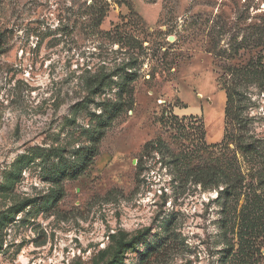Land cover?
<instances>
[{
	"label": "rangeland",
	"instance_id": "rangeland-1",
	"mask_svg": "<svg viewBox=\"0 0 264 264\" xmlns=\"http://www.w3.org/2000/svg\"><path fill=\"white\" fill-rule=\"evenodd\" d=\"M0 264H264V0H0Z\"/></svg>",
	"mask_w": 264,
	"mask_h": 264
},
{
	"label": "trees",
	"instance_id": "trees-1",
	"mask_svg": "<svg viewBox=\"0 0 264 264\" xmlns=\"http://www.w3.org/2000/svg\"><path fill=\"white\" fill-rule=\"evenodd\" d=\"M226 98H228V99H227V103H229V102H230L229 94L227 95ZM227 109H228V107H227ZM102 136H103V133H102V132H100V133L96 136V138H95V140H94V143H93L91 149L89 150V154H88V157H87L88 161L85 163V165H84L85 167L88 165L89 159H92V158L96 155L97 144H98V142L100 141V139L102 138Z\"/></svg>",
	"mask_w": 264,
	"mask_h": 264
}]
</instances>
